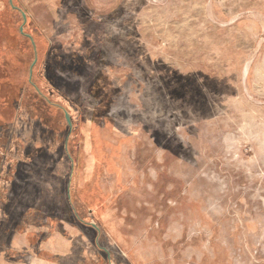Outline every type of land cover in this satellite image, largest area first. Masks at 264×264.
I'll list each match as a JSON object with an SVG mask.
<instances>
[{
	"label": "rangeland",
	"instance_id": "374dc122",
	"mask_svg": "<svg viewBox=\"0 0 264 264\" xmlns=\"http://www.w3.org/2000/svg\"><path fill=\"white\" fill-rule=\"evenodd\" d=\"M32 68L78 144L13 128L46 155L0 264H264V0H0V78Z\"/></svg>",
	"mask_w": 264,
	"mask_h": 264
},
{
	"label": "crops",
	"instance_id": "0c3cea01",
	"mask_svg": "<svg viewBox=\"0 0 264 264\" xmlns=\"http://www.w3.org/2000/svg\"><path fill=\"white\" fill-rule=\"evenodd\" d=\"M34 77L37 83L39 81L40 89H38L36 81L33 80ZM44 80L43 76L42 78L38 77L37 69L34 71V68L25 75L20 85L17 81L0 78V184L3 183L0 185V192L3 194L13 189L14 176L18 172V168H21V164L31 165L34 159L44 154L41 152L45 149L42 147L33 154L31 151L34 145L33 141L28 150L27 145L24 146V143H20L18 135L20 133L14 134V127L16 129L18 127V130L21 128V131L37 127L40 130L42 144L45 142V153L49 155L47 143L55 144L56 149L62 145L61 151L67 155V160L71 161L66 146L71 144V141L77 143L73 129L77 128L78 121L73 122L74 118L71 117L73 114L76 116L77 109L71 108L64 98L45 84ZM56 81L59 87L60 80L56 79ZM32 82L36 86L35 89ZM61 87L65 89L63 82ZM41 88L43 93L40 91ZM71 172L74 176V171ZM12 178L14 179L11 180Z\"/></svg>",
	"mask_w": 264,
	"mask_h": 264
},
{
	"label": "water",
	"instance_id": "95a60500",
	"mask_svg": "<svg viewBox=\"0 0 264 264\" xmlns=\"http://www.w3.org/2000/svg\"><path fill=\"white\" fill-rule=\"evenodd\" d=\"M24 20H25V18H24ZM67 120H68V118H67Z\"/></svg>",
	"mask_w": 264,
	"mask_h": 264
}]
</instances>
